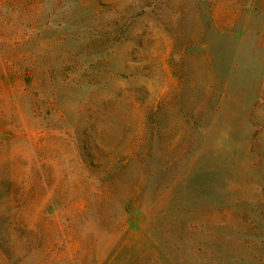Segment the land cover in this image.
<instances>
[{
  "label": "rangeland",
  "instance_id": "obj_1",
  "mask_svg": "<svg viewBox=\"0 0 264 264\" xmlns=\"http://www.w3.org/2000/svg\"><path fill=\"white\" fill-rule=\"evenodd\" d=\"M0 264H264V0H0Z\"/></svg>",
  "mask_w": 264,
  "mask_h": 264
}]
</instances>
